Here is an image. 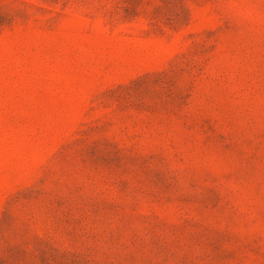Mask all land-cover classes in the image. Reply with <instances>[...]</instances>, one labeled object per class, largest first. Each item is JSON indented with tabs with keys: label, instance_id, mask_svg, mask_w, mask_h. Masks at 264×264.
Masks as SVG:
<instances>
[{
	"label": "rangeland",
	"instance_id": "374dc122",
	"mask_svg": "<svg viewBox=\"0 0 264 264\" xmlns=\"http://www.w3.org/2000/svg\"><path fill=\"white\" fill-rule=\"evenodd\" d=\"M0 264H264V0H0Z\"/></svg>",
	"mask_w": 264,
	"mask_h": 264
}]
</instances>
